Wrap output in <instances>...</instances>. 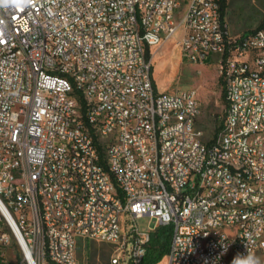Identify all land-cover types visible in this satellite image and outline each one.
<instances>
[{
  "label": "built area",
  "instance_id": "2783aa9c",
  "mask_svg": "<svg viewBox=\"0 0 264 264\" xmlns=\"http://www.w3.org/2000/svg\"><path fill=\"white\" fill-rule=\"evenodd\" d=\"M180 30L226 82L212 142L147 57ZM144 216L172 226L157 264H264V25L232 35L217 0H0V264H81V241L142 264Z\"/></svg>",
  "mask_w": 264,
  "mask_h": 264
},
{
  "label": "rangeland",
  "instance_id": "374dc122",
  "mask_svg": "<svg viewBox=\"0 0 264 264\" xmlns=\"http://www.w3.org/2000/svg\"><path fill=\"white\" fill-rule=\"evenodd\" d=\"M182 15V14H181ZM179 15V18L181 17ZM264 19V0H228L225 20L232 35L249 33L259 27ZM179 21V20H178ZM180 30L170 41L151 49L155 81L160 90L195 88L201 103L197 126L204 132L203 139L209 141L218 128L223 125L227 105L223 99V85L218 58H210L204 64H191L181 58L179 42ZM160 79L159 74L163 73ZM129 223L136 224L141 230L155 229L161 225L156 218L144 216ZM111 246L100 242L81 241L78 257L81 264H111ZM163 264H167L166 259Z\"/></svg>",
  "mask_w": 264,
  "mask_h": 264
},
{
  "label": "trees",
  "instance_id": "16d2710c",
  "mask_svg": "<svg viewBox=\"0 0 264 264\" xmlns=\"http://www.w3.org/2000/svg\"><path fill=\"white\" fill-rule=\"evenodd\" d=\"M220 5V14L222 22L225 23V16H226V10L228 7V0H217ZM264 25V19L259 25V27L249 33H253L257 31L259 28H261ZM248 34V33H246ZM152 48H147V57L150 60L152 58L151 53ZM219 82L221 85H223V92L222 96L223 99L226 102V105L228 106V100H227V88H226V82L223 77V75L220 76ZM80 101L82 103V106L84 108L85 106V100L83 97H79ZM222 127V126H221ZM221 127L218 128L214 134L213 139L217 136L218 132L221 130ZM212 142V140L210 141ZM171 237H172V226L171 225H163L159 227L157 230L151 233V241L147 247V252L145 254V257L142 261V264H157L159 263L165 255L168 254L170 250V243H171Z\"/></svg>",
  "mask_w": 264,
  "mask_h": 264
},
{
  "label": "clouds",
  "instance_id": "9594fccd",
  "mask_svg": "<svg viewBox=\"0 0 264 264\" xmlns=\"http://www.w3.org/2000/svg\"><path fill=\"white\" fill-rule=\"evenodd\" d=\"M13 2L17 7H20L23 4L30 3L31 0H13ZM231 264H260V260L250 253H247V255L237 254L231 261Z\"/></svg>",
  "mask_w": 264,
  "mask_h": 264
},
{
  "label": "bare ground",
  "instance_id": "6f19581e",
  "mask_svg": "<svg viewBox=\"0 0 264 264\" xmlns=\"http://www.w3.org/2000/svg\"><path fill=\"white\" fill-rule=\"evenodd\" d=\"M163 74H164V72L159 74L158 77L161 79L163 77Z\"/></svg>",
  "mask_w": 264,
  "mask_h": 264
}]
</instances>
